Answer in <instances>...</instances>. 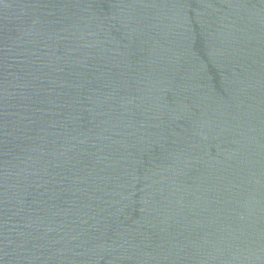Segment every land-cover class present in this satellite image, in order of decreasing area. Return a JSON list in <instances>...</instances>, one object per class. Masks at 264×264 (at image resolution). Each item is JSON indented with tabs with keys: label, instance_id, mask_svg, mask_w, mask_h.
<instances>
[{
	"label": "water",
	"instance_id": "95a60500",
	"mask_svg": "<svg viewBox=\"0 0 264 264\" xmlns=\"http://www.w3.org/2000/svg\"><path fill=\"white\" fill-rule=\"evenodd\" d=\"M0 264H264V0H0Z\"/></svg>",
	"mask_w": 264,
	"mask_h": 264
}]
</instances>
